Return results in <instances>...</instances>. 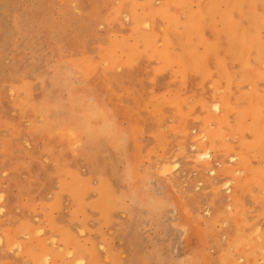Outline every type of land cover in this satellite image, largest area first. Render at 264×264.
Returning <instances> with one entry per match:
<instances>
[{
  "label": "rangeland",
  "instance_id": "obj_1",
  "mask_svg": "<svg viewBox=\"0 0 264 264\" xmlns=\"http://www.w3.org/2000/svg\"><path fill=\"white\" fill-rule=\"evenodd\" d=\"M0 264H264V0H0Z\"/></svg>",
  "mask_w": 264,
  "mask_h": 264
}]
</instances>
